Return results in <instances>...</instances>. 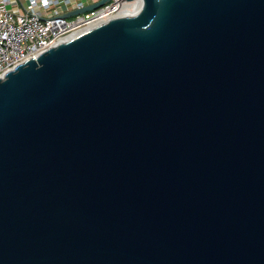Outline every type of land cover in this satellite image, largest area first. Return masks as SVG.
Here are the masks:
<instances>
[{"label": "water", "instance_id": "water-1", "mask_svg": "<svg viewBox=\"0 0 264 264\" xmlns=\"http://www.w3.org/2000/svg\"><path fill=\"white\" fill-rule=\"evenodd\" d=\"M145 1L0 76V264H264V0Z\"/></svg>", "mask_w": 264, "mask_h": 264}, {"label": "built area", "instance_id": "built-area-1", "mask_svg": "<svg viewBox=\"0 0 264 264\" xmlns=\"http://www.w3.org/2000/svg\"><path fill=\"white\" fill-rule=\"evenodd\" d=\"M0 0V76L58 42L122 15L127 0Z\"/></svg>", "mask_w": 264, "mask_h": 264}, {"label": "bare ground", "instance_id": "bare-ground-1", "mask_svg": "<svg viewBox=\"0 0 264 264\" xmlns=\"http://www.w3.org/2000/svg\"><path fill=\"white\" fill-rule=\"evenodd\" d=\"M146 1L145 0H134V1H129L126 3V5L124 6V8L122 9V14L125 13H134L137 11V9L142 6L145 5Z\"/></svg>", "mask_w": 264, "mask_h": 264}]
</instances>
